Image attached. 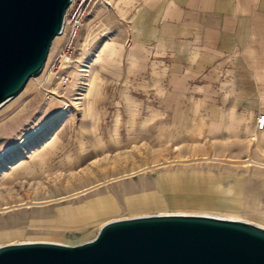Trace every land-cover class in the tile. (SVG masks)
<instances>
[{
	"label": "rangeland",
	"instance_id": "obj_1",
	"mask_svg": "<svg viewBox=\"0 0 264 264\" xmlns=\"http://www.w3.org/2000/svg\"><path fill=\"white\" fill-rule=\"evenodd\" d=\"M69 25L54 39L41 73L0 109V245H78L106 222L152 214L212 215L264 227L259 170L246 176L245 189L238 179L213 177L224 153L197 152L175 116L149 126L146 105L139 112L140 105L119 103L118 90L106 88L89 125L81 110L87 112L97 89L85 95L83 72L68 73L73 81L63 85L70 68L64 58L52 67L58 45L69 50ZM234 147L237 159L250 157L244 144ZM165 172L170 176L158 181ZM197 172L205 174H189Z\"/></svg>",
	"mask_w": 264,
	"mask_h": 264
},
{
	"label": "crops",
	"instance_id": "obj_2",
	"mask_svg": "<svg viewBox=\"0 0 264 264\" xmlns=\"http://www.w3.org/2000/svg\"><path fill=\"white\" fill-rule=\"evenodd\" d=\"M68 45L53 56L70 62L65 76L83 72L86 86L95 76L92 93L103 77L119 103L146 105L149 126L175 116L197 152L224 153L213 177L245 189L254 168L264 183V0H97Z\"/></svg>",
	"mask_w": 264,
	"mask_h": 264
},
{
	"label": "water",
	"instance_id": "obj_3",
	"mask_svg": "<svg viewBox=\"0 0 264 264\" xmlns=\"http://www.w3.org/2000/svg\"><path fill=\"white\" fill-rule=\"evenodd\" d=\"M71 0H0V106L43 70ZM0 264H264V227L208 215L106 222L78 245H0Z\"/></svg>",
	"mask_w": 264,
	"mask_h": 264
},
{
	"label": "built area",
	"instance_id": "obj_4",
	"mask_svg": "<svg viewBox=\"0 0 264 264\" xmlns=\"http://www.w3.org/2000/svg\"><path fill=\"white\" fill-rule=\"evenodd\" d=\"M96 2L97 0H71V4L67 10L65 19V23L68 22L72 27V30L69 35V44H71L74 38L76 37L78 28L80 27L83 19L90 12ZM63 32L64 29L62 33ZM61 61L62 57L60 55L56 56L53 61L52 67H56L59 63H61ZM72 81L73 79L70 76H62L61 78V83L63 85ZM257 127L260 130L264 129V114L258 117Z\"/></svg>",
	"mask_w": 264,
	"mask_h": 264
},
{
	"label": "clouds",
	"instance_id": "obj_5",
	"mask_svg": "<svg viewBox=\"0 0 264 264\" xmlns=\"http://www.w3.org/2000/svg\"><path fill=\"white\" fill-rule=\"evenodd\" d=\"M95 83H96L95 76H93V78L89 81L87 85V92L85 94L86 96H89V97L91 96V89L95 85ZM99 84L101 86L97 89L96 95L92 97L91 101L85 105L87 112L85 113L83 109L81 110L82 117L85 115L88 117L90 126L92 123L91 122L92 114L94 113V111L98 109L99 104L102 103L106 98L105 81L103 77L100 78ZM93 131H95V128H93Z\"/></svg>",
	"mask_w": 264,
	"mask_h": 264
},
{
	"label": "bare ground",
	"instance_id": "obj_6",
	"mask_svg": "<svg viewBox=\"0 0 264 264\" xmlns=\"http://www.w3.org/2000/svg\"><path fill=\"white\" fill-rule=\"evenodd\" d=\"M10 101V100H9ZM8 102V101H7ZM7 102H5V103H7ZM5 103L4 104H2L1 106H0V109L5 105ZM208 216H212V215H208ZM215 217H217V216H215ZM219 218H225V217H219ZM226 219H233V218H226ZM233 220H241V219H233ZM241 221H244V220H241ZM246 222H248V221H246ZM251 223V222H250ZM102 227V226H101ZM262 227V226H261Z\"/></svg>",
	"mask_w": 264,
	"mask_h": 264
}]
</instances>
